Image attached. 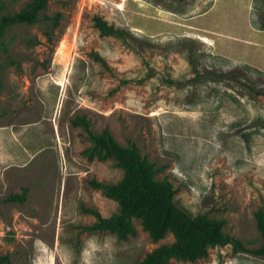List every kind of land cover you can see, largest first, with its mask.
<instances>
[{
    "label": "rangeland",
    "instance_id": "1",
    "mask_svg": "<svg viewBox=\"0 0 264 264\" xmlns=\"http://www.w3.org/2000/svg\"><path fill=\"white\" fill-rule=\"evenodd\" d=\"M28 1L4 0L3 13ZM252 5L255 17L264 14V0H47L42 13H60L49 39L37 23L6 29L0 256L8 264H140L145 253L172 241L170 234L152 241L137 219L135 234L125 239L82 229L94 221L83 207L103 217L117 209L88 181L116 182L122 169L111 157L85 158L90 142L71 125L74 116H83L93 134L106 129L121 145L133 142L157 167L156 178L171 183L177 207L221 220L222 232L246 249L261 244L254 212L264 202V94L258 93L264 76L237 68V78H223L235 63L186 32L203 16L183 20L211 6L207 19L241 37L245 25L254 29ZM93 15L125 29L131 46L100 36ZM251 38L264 44V34ZM23 188L21 202L2 201ZM168 264H264V257L224 244L203 258Z\"/></svg>",
    "mask_w": 264,
    "mask_h": 264
},
{
    "label": "trees",
    "instance_id": "2",
    "mask_svg": "<svg viewBox=\"0 0 264 264\" xmlns=\"http://www.w3.org/2000/svg\"><path fill=\"white\" fill-rule=\"evenodd\" d=\"M46 2L47 0H29L17 12L6 14L3 13L4 0H0V39L12 25L36 23L41 26L45 38L49 39L51 29L58 24L60 13L43 14ZM254 9L255 6L252 5L250 24L256 30H264V14L255 17ZM91 21L100 36H109L126 46H131L127 41L125 29L108 24L97 15H93ZM94 59L100 62L102 67H107L105 61L98 55H94ZM237 68L264 76L262 71L244 63H235L234 67L221 76L226 79L237 78L239 72ZM213 72L207 71L209 74ZM152 74V69L147 67L145 76L149 77ZM196 74L194 71V75ZM258 93L264 94V90ZM70 123L73 126H80L86 132L90 144L82 150V154L87 160L92 158L104 160L111 157L115 165L122 169V176L116 182L107 183L95 179L88 181L90 186L98 189L104 196L115 200L117 209L110 216L103 217L97 210L83 207L84 212L94 216V221L82 229L106 230L114 233L118 239H125L128 235L135 234L132 220L137 219L152 241H157L167 234L172 236L171 242L160 244L145 253L140 264H168L171 258L192 261L206 256L211 247L224 244H229L234 252H248L264 257V202L254 212L261 244L256 248L246 249L239 239L222 232L221 220L207 218L201 213L192 215L177 207L173 201L174 189L171 183L164 177L156 178L157 167L139 154L133 142L121 145L106 129L99 134L91 133L83 116H74ZM25 192L26 189L23 188L20 193L8 194L2 201L21 202ZM3 263L8 264L7 256H0V264Z\"/></svg>",
    "mask_w": 264,
    "mask_h": 264
},
{
    "label": "crops",
    "instance_id": "3",
    "mask_svg": "<svg viewBox=\"0 0 264 264\" xmlns=\"http://www.w3.org/2000/svg\"><path fill=\"white\" fill-rule=\"evenodd\" d=\"M210 11L211 6H206L183 19L196 20L198 17L203 16L201 22L195 21L186 25L187 35L204 42L210 52L216 56L222 57L231 63L250 65L264 73V44L251 38L256 34H264V31L254 30L250 25H245V36H234L229 34L224 27H220L219 30L212 23L211 18L207 19L206 15Z\"/></svg>",
    "mask_w": 264,
    "mask_h": 264
}]
</instances>
